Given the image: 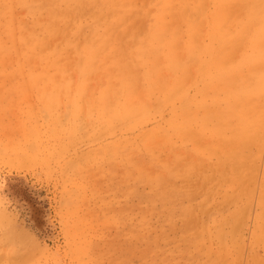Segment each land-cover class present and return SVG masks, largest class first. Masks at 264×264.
<instances>
[{
  "label": "rangeland",
  "instance_id": "rangeland-1",
  "mask_svg": "<svg viewBox=\"0 0 264 264\" xmlns=\"http://www.w3.org/2000/svg\"><path fill=\"white\" fill-rule=\"evenodd\" d=\"M5 3L31 7H0V154L34 162L0 159V201L50 251L0 260L264 257L244 254L264 211L260 0Z\"/></svg>",
  "mask_w": 264,
  "mask_h": 264
},
{
  "label": "snow or ice",
  "instance_id": "snow-or-ice-1",
  "mask_svg": "<svg viewBox=\"0 0 264 264\" xmlns=\"http://www.w3.org/2000/svg\"><path fill=\"white\" fill-rule=\"evenodd\" d=\"M5 10V13L12 12L17 7H31V5H14L11 3H5L0 5ZM253 9H258L259 15L262 22H264V0H260L259 5H250ZM261 88L264 90V81L261 83ZM33 150L24 144L18 145L14 150H5L3 154H0V159H2L6 166L13 163L20 166H31L34 162ZM261 164L264 166V149H262V159ZM67 177H72L73 174L71 171L65 173ZM233 181L239 183V177L233 176ZM251 236V240L249 237ZM258 237V239H257ZM244 254L253 256L257 248L264 249V211L259 214L256 227L249 225L248 233L244 234ZM249 244L250 249L249 251ZM35 245L47 252L50 251L45 245L40 241H35ZM223 246L226 248L229 254H235L238 251V243L235 239H230L225 237L223 240ZM189 251L185 248L183 244L178 245L176 248H173L172 251L168 249L161 248H149L146 250H139L138 252L132 253L133 256H139V258H129L127 255L120 259L115 260H99V259H90L88 261L80 262V264H195L193 261H183L178 260L175 257L178 254H183L184 252ZM15 249L10 250V254L14 253ZM0 264H32L30 260H9L6 262H0ZM50 264H69V261L66 259L56 258L55 260L50 261ZM75 264V262H74ZM227 264V262H224ZM240 264H264V257L259 261L254 258H250L247 261H240Z\"/></svg>",
  "mask_w": 264,
  "mask_h": 264
},
{
  "label": "clouds",
  "instance_id": "clouds-1",
  "mask_svg": "<svg viewBox=\"0 0 264 264\" xmlns=\"http://www.w3.org/2000/svg\"><path fill=\"white\" fill-rule=\"evenodd\" d=\"M34 233L25 221L17 223L10 221L5 212V205L0 201V255L9 254L11 249L21 255L39 250L35 245ZM18 259H3L0 262Z\"/></svg>",
  "mask_w": 264,
  "mask_h": 264
},
{
  "label": "bare ground",
  "instance_id": "bare-ground-1",
  "mask_svg": "<svg viewBox=\"0 0 264 264\" xmlns=\"http://www.w3.org/2000/svg\"><path fill=\"white\" fill-rule=\"evenodd\" d=\"M158 26H159V25H158ZM155 28H156V27H155ZM166 28H167V27H166ZM156 29L160 32V30H159L158 28H156ZM159 32H156V33H159ZM156 37H157V36H156ZM156 39H157V38H156ZM155 43H157V42H155ZM258 46H259V45H258ZM260 46H261V45H260ZM90 47H91V46H90ZM89 49L91 50V48H89ZM253 49H254V48H253ZM86 50H88V48L85 49V51H86ZM252 51H255V50H252ZM88 52H89V51H88ZM90 52H92V51H90ZM86 53H87V52H86ZM87 54H88V53H87ZM90 56H91V55H90ZM245 56H246V55H245ZM91 57H93V55H92ZM42 61H43V60H42ZM256 62H257V61H256ZM260 63H261V62H260ZM259 65H260V64H259ZM260 75H261V74H260ZM258 76H259V75H258ZM261 76H262V75H261ZM263 77H264V75H263ZM261 80H262V79H261ZM263 80H264V79H263ZM258 81H259V79H258ZM258 81H257V82H258ZM259 82H260V81H259ZM46 83H49V82H46ZM46 86H47V85H46ZM256 87H257V86H256ZM243 89H244V88H243ZM254 89H255V88H254ZM254 91H256V89H255ZM254 91H253V93H255ZM260 91H262V90H260ZM260 91L258 90L257 92H260ZM263 92H264V91H263ZM125 93H126V92H125ZM253 93H252V94H253ZM262 94H263V93H262ZM247 95H249V94H247ZM255 96H256V95H255ZM257 96H258V95H257ZM257 96H256V97H257ZM115 106H116V105H115ZM115 109H116V108H115ZM129 109H130V108H129ZM113 111H114V110H113ZM120 111H121V110H120ZM123 112H124V110H123ZM130 112H131V109H130ZM111 113H112V112H111ZM143 114H144V113H143ZM117 116H118V115H117ZM36 218H37V217H36ZM34 219H35V218H34Z\"/></svg>",
  "mask_w": 264,
  "mask_h": 264
}]
</instances>
